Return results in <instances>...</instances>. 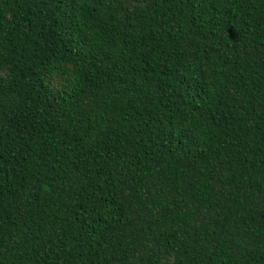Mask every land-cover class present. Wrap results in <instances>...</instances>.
I'll return each mask as SVG.
<instances>
[{
  "label": "trees",
  "instance_id": "trees-1",
  "mask_svg": "<svg viewBox=\"0 0 264 264\" xmlns=\"http://www.w3.org/2000/svg\"><path fill=\"white\" fill-rule=\"evenodd\" d=\"M0 264H264V0H0Z\"/></svg>",
  "mask_w": 264,
  "mask_h": 264
}]
</instances>
